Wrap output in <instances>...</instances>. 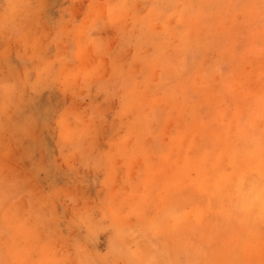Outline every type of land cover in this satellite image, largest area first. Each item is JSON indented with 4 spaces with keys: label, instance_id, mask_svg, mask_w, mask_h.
<instances>
[{
    "label": "rangeland",
    "instance_id": "1",
    "mask_svg": "<svg viewBox=\"0 0 264 264\" xmlns=\"http://www.w3.org/2000/svg\"><path fill=\"white\" fill-rule=\"evenodd\" d=\"M88 4L0 0V196L32 227L12 251L264 264V0Z\"/></svg>",
    "mask_w": 264,
    "mask_h": 264
},
{
    "label": "crops",
    "instance_id": "2",
    "mask_svg": "<svg viewBox=\"0 0 264 264\" xmlns=\"http://www.w3.org/2000/svg\"><path fill=\"white\" fill-rule=\"evenodd\" d=\"M117 1L105 0L104 2H93L89 0L85 13L94 14L102 7L104 12L107 11L110 14L115 10ZM26 204L27 202L22 197L9 202L0 196V264H73L69 248L64 238L60 237L56 238L55 241L52 240V242L44 241L37 249L34 247L31 251L26 244L22 243L17 248V251H12L9 242L21 240V226L25 225L30 229L32 228L29 223L30 217ZM60 246L61 252L54 249ZM14 253H18V259L12 258V254ZM35 258L38 259V262L31 263L35 261ZM55 261L58 262L55 263Z\"/></svg>",
    "mask_w": 264,
    "mask_h": 264
},
{
    "label": "bare ground",
    "instance_id": "3",
    "mask_svg": "<svg viewBox=\"0 0 264 264\" xmlns=\"http://www.w3.org/2000/svg\"><path fill=\"white\" fill-rule=\"evenodd\" d=\"M253 168V167H252ZM246 170V169H245ZM261 170V169H260ZM262 171V170H261ZM248 172V171H247ZM251 172H253V171H251ZM264 176V175H263ZM262 176V177H263ZM244 177V176H243ZM260 178V177H259ZM233 179H235V178H233ZM261 179V178H260ZM255 180V179H254ZM257 180V179H256ZM263 181V180H262ZM243 182V181H242ZM260 182V181H259ZM231 184L233 185V183L231 182ZM262 184V183H261ZM247 187H248V185H247ZM241 188H242V186H241ZM264 190V189H263ZM249 191V190H248ZM262 191V190H261ZM260 193V192H259ZM243 194H244V192H243ZM247 194H248V192H247ZM247 207V206H246ZM245 210V209H244Z\"/></svg>",
    "mask_w": 264,
    "mask_h": 264
}]
</instances>
